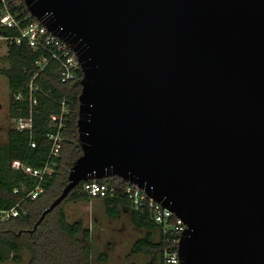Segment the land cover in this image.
<instances>
[{
  "label": "water",
  "instance_id": "water-1",
  "mask_svg": "<svg viewBox=\"0 0 264 264\" xmlns=\"http://www.w3.org/2000/svg\"><path fill=\"white\" fill-rule=\"evenodd\" d=\"M75 53L67 183L118 176L185 224L182 264H264V0H22Z\"/></svg>",
  "mask_w": 264,
  "mask_h": 264
},
{
  "label": "trees",
  "instance_id": "trees-1",
  "mask_svg": "<svg viewBox=\"0 0 264 264\" xmlns=\"http://www.w3.org/2000/svg\"><path fill=\"white\" fill-rule=\"evenodd\" d=\"M16 11L20 14L22 11L26 12L23 1ZM16 34L15 30L0 25L1 36L13 37ZM5 41L7 50L0 57V61L5 62L7 66L0 67V75L4 76L8 83L7 112L9 119H12L18 115L17 106L25 107L24 101H15L13 96L18 91H24L27 81L36 71L34 66L36 54L25 42L17 44L14 40ZM56 67L55 63L49 64L34 79L35 83L43 90L49 91L54 99L38 95V112L33 118L32 128L35 147L28 148L29 134L27 131L18 130L12 126L6 131V141L0 143V208H9L19 204L26 211V214L22 216L0 223V262L8 259L16 263L20 262V252L25 248L29 253L26 264H90L89 230L84 226L82 219L68 221L63 210V205L68 201L90 200L80 190L82 182L33 227L42 211L67 183L69 169L81 154L76 129L81 70H78V78L61 81ZM62 97L71 103L66 117L64 138L56 160L57 165L52 175L44 178L43 192L34 200L23 199L24 194L32 188L34 180L21 169L12 168L10 163L14 159H19L31 166L42 165L50 147L46 133L54 130L53 115L59 112V105L55 100ZM95 181L107 183L115 190L114 197L101 199L106 213L114 217L121 211L127 212L132 224L137 229L144 230V234L132 244L131 253L149 254L147 264H156L158 261L162 264L164 237L144 215L127 209L122 190L129 183L118 176H109ZM153 230L158 232L157 238L153 236ZM104 256L101 254L100 259Z\"/></svg>",
  "mask_w": 264,
  "mask_h": 264
},
{
  "label": "built area",
  "instance_id": "built-area-1",
  "mask_svg": "<svg viewBox=\"0 0 264 264\" xmlns=\"http://www.w3.org/2000/svg\"><path fill=\"white\" fill-rule=\"evenodd\" d=\"M22 0H0V25L11 28L17 32L13 37L1 36L4 40H14L17 44L25 42L33 53L36 54L34 66L36 71L27 81L24 91L14 94L15 101H24L25 107H16L18 115L11 119L12 127L27 131L29 134L28 148L35 147V140L32 137L33 118L38 112V95L54 100L49 91L43 90L34 79L37 74L51 63L57 65L56 72L61 81H68L78 78L80 65L72 49L60 38L47 30L30 12L18 13L17 7ZM13 11H12V10ZM20 15V16H19ZM59 105V112L53 115L54 130L46 133L50 147L46 159L39 167L31 166L19 159L11 161L10 166L14 169H21L29 174L34 184L23 196L34 200L43 192V180L49 177L55 170L57 158L59 157L60 144L66 130V117L70 109V101L65 97L55 100ZM80 190L92 198H112L115 190L107 183H99L95 180H86L81 183ZM125 204L129 211L144 215L152 222L164 237L162 251V264H182L178 256V241L185 230L183 221L176 217L169 209L149 197L143 190L133 184H127L122 190ZM26 214L25 209L16 204L9 208H0V223Z\"/></svg>",
  "mask_w": 264,
  "mask_h": 264
},
{
  "label": "rangeland",
  "instance_id": "rangeland-1",
  "mask_svg": "<svg viewBox=\"0 0 264 264\" xmlns=\"http://www.w3.org/2000/svg\"><path fill=\"white\" fill-rule=\"evenodd\" d=\"M7 50L6 41L0 38V57ZM7 64L0 61V67ZM8 83L0 75V143L6 141V131L12 126L8 117ZM68 221L82 219L90 234V264H147L150 255L140 252L131 253L134 241L144 234L143 229H137L131 222L127 212H119L111 217L105 211L101 199L68 201L63 205ZM153 236L158 232L153 230ZM105 255L100 259V255ZM21 261L16 263L8 259L0 264H26L29 253L23 248L20 252ZM156 264H160L159 261Z\"/></svg>",
  "mask_w": 264,
  "mask_h": 264
},
{
  "label": "crops",
  "instance_id": "crops-1",
  "mask_svg": "<svg viewBox=\"0 0 264 264\" xmlns=\"http://www.w3.org/2000/svg\"><path fill=\"white\" fill-rule=\"evenodd\" d=\"M67 216V215H66Z\"/></svg>",
  "mask_w": 264,
  "mask_h": 264
}]
</instances>
